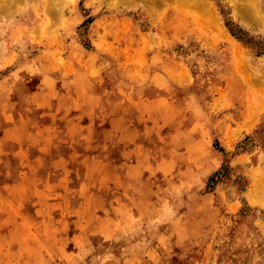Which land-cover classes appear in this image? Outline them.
Listing matches in <instances>:
<instances>
[{"label":"rangeland","instance_id":"1","mask_svg":"<svg viewBox=\"0 0 264 264\" xmlns=\"http://www.w3.org/2000/svg\"><path fill=\"white\" fill-rule=\"evenodd\" d=\"M26 61L125 100L101 134L146 119L156 164L127 208H85L83 238L69 208L32 247L4 227L0 264H264V0H0V79Z\"/></svg>","mask_w":264,"mask_h":264},{"label":"crops","instance_id":"2","mask_svg":"<svg viewBox=\"0 0 264 264\" xmlns=\"http://www.w3.org/2000/svg\"><path fill=\"white\" fill-rule=\"evenodd\" d=\"M50 70V65L36 68L26 61L0 79V173L5 180L0 185V234L12 227L14 245L32 247L42 241V230L61 233L68 208L75 217L76 236L82 237L85 208H127L156 164L139 141L140 131L144 135L148 126L144 117L134 136L119 127L112 129L117 133L110 140L101 134L103 109L111 119L114 107H121L122 121L130 123L131 106L125 100L105 108L102 95L90 85L68 74L56 81ZM36 74H42L38 84ZM163 99L168 101L145 100ZM102 192L108 197L105 203L98 199Z\"/></svg>","mask_w":264,"mask_h":264},{"label":"trees","instance_id":"3","mask_svg":"<svg viewBox=\"0 0 264 264\" xmlns=\"http://www.w3.org/2000/svg\"><path fill=\"white\" fill-rule=\"evenodd\" d=\"M214 180V177H212L211 179H210V181H213Z\"/></svg>","mask_w":264,"mask_h":264},{"label":"bare ground","instance_id":"4","mask_svg":"<svg viewBox=\"0 0 264 264\" xmlns=\"http://www.w3.org/2000/svg\"><path fill=\"white\" fill-rule=\"evenodd\" d=\"M235 46V45H234Z\"/></svg>","mask_w":264,"mask_h":264}]
</instances>
